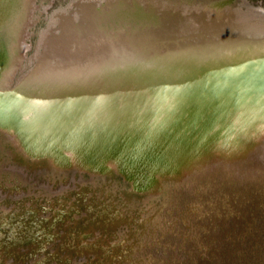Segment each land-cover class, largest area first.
<instances>
[{
	"label": "bare ground",
	"instance_id": "obj_1",
	"mask_svg": "<svg viewBox=\"0 0 264 264\" xmlns=\"http://www.w3.org/2000/svg\"><path fill=\"white\" fill-rule=\"evenodd\" d=\"M36 9L46 11V6L0 0V30L9 44L0 41V130L28 156L55 169L116 170L134 188L150 193L161 188V179L188 175L200 164L208 169L220 164L245 175L264 169L263 6L247 0L236 5L225 0H74L68 8L45 13L46 26L39 29L35 53L28 55L25 38ZM142 35L157 37L144 41L160 51L149 58L156 64L168 56L194 54L203 62L199 70L207 67L221 83L231 80L217 92L205 87L207 78L201 86L180 83L173 90L155 85V91L148 90L152 96L128 92L106 104L97 92L85 94L81 71L78 85L63 78L70 69L68 57L89 50L79 42L96 37L99 42L89 45L95 47ZM221 39L236 48L219 46ZM24 58L31 63L28 70ZM50 77L49 87L35 84ZM48 90L57 92L54 105L37 101L38 93Z\"/></svg>",
	"mask_w": 264,
	"mask_h": 264
},
{
	"label": "rangeland",
	"instance_id": "obj_2",
	"mask_svg": "<svg viewBox=\"0 0 264 264\" xmlns=\"http://www.w3.org/2000/svg\"><path fill=\"white\" fill-rule=\"evenodd\" d=\"M73 1L35 0L38 7L46 6V11L35 10L40 31L46 12ZM247 1L264 5V0ZM0 36L7 39L4 30ZM7 136L0 130V264H264V169L238 179L228 167L204 166V172L178 186L163 181L165 200L137 193L122 197L125 184L118 175L55 169ZM116 185L122 216L99 214L102 203L115 204L109 189ZM28 227L29 242L10 234L26 235Z\"/></svg>",
	"mask_w": 264,
	"mask_h": 264
},
{
	"label": "water",
	"instance_id": "obj_3",
	"mask_svg": "<svg viewBox=\"0 0 264 264\" xmlns=\"http://www.w3.org/2000/svg\"><path fill=\"white\" fill-rule=\"evenodd\" d=\"M262 1L263 0H260L258 3L261 4ZM50 5H52V2L50 3ZM38 20L39 18L33 23V25L31 26L30 32L26 36V40L27 42H29V46L27 47L26 50L29 51L27 52L29 53V55L31 52H33L32 49H34L37 46L36 45L37 36H38L37 34L39 32ZM31 35H33L35 38V41L33 43L30 42ZM152 38L156 39L157 37L156 35H142L132 40H122V42L120 40V43L105 42L103 43V45L100 44L95 47L89 46V45H93L99 42V40L96 37H91V40H89L88 44L87 42H85V40H83L82 43L78 41L80 44H86L84 48L85 50L87 49L89 50L87 54L81 53L80 55H79V52L74 51L73 55L68 57L70 58L69 60L70 64H68L69 66L67 68H70V69L69 70L67 69L68 72L66 75L63 76V78H66L69 82H71L70 84L76 83V85H78L79 84L77 83L79 81L78 73L81 71L82 80H84L83 86H85L86 88L85 94L89 93V95H94L93 93L97 92L95 96H104L106 100L104 102L106 104H113V102H115L116 97L128 94V92L129 94H134V95L144 94V97L152 96V94H155V93H151L148 90L152 88L155 91V88H154L155 85L164 87L166 88V90H173L174 86L177 84L181 86V84L185 85L186 83H190V82H193L194 86H201L202 82L207 78L208 85H206L205 87L208 88L210 92H217L219 89H223L225 87V84L229 80H231V78L229 77L226 81L221 83L217 78L218 75H215V74L208 75V73L211 70L208 69L207 67H206L207 69L205 68V69L199 70L198 68L203 65V62H201L202 61L201 57L198 58L194 54H188L186 58L178 55V56H175L174 59H173V56L171 57L168 56L163 62L156 64L154 59L152 60L149 58L154 52H155L154 54H159L160 51H155L156 49H150L149 47L144 46V41L151 40ZM4 40L5 42L7 41L5 37H4ZM227 43H229V45ZM222 45L227 46L229 49L230 48L235 49L237 46V44L234 45L230 42H226L221 39L219 41V46H222ZM240 47L241 46H239L238 48ZM72 59H74L76 63L71 62ZM24 60L26 61L27 59L24 58ZM166 61H168V65L166 67H162L164 66V62ZM80 64H82L81 67H79ZM30 65L31 63L26 61L25 69L28 70ZM201 76H204V77L201 78ZM58 78H57V75L54 74L53 82H56V85L60 87L61 80H60V77ZM50 79L51 77L48 79L49 81L45 80L44 78H40V79H37L38 81H36L35 84L39 85V87H42L45 85H48L49 87ZM218 83H221V84L217 87L216 85ZM255 83L260 84L259 81H256ZM74 88H72V90ZM43 93L44 92L38 93L41 95V97L37 100L39 103H42V104L47 103V104H52V105L57 103L56 100L54 99L55 98L54 94L57 92L50 93L48 90L47 93H44V94ZM100 101L101 100H97V105L103 104V102H100ZM214 167H212L211 169H214ZM204 171H205L204 166L200 164V165H196L194 169L189 171L188 175L187 173H185L183 175H180V178H177V179L172 178V177L163 178L160 180V183L162 185L161 189L159 190V192H156L154 194L150 192H146V191H140L134 188L130 179H128L123 173L119 171H113L111 172V174L109 173L95 174V176L103 175V176L108 177L114 174L118 175L119 178L121 179V182H124L125 184L124 185L125 193H122V197L123 196L126 197L127 193L128 194L137 193L139 195H142L144 198H146V200L149 196L150 197L159 196L160 198L159 201H162V199L165 200L167 197V192H166L167 185L163 181L173 180L174 182L177 183L176 185L178 186L179 185L178 183L184 180L185 177L191 174H199V173L201 174V172H204ZM233 171L235 173H238V176H236V178L238 179L242 177L244 178L247 176H250V177L254 176V174L245 175L242 171L240 172H236L235 170ZM83 173H88V172L84 170ZM117 190H121L118 188V185H116L115 188L113 187L112 189H109L110 191L109 193L112 194L111 198L114 199L115 204L113 205L110 202L109 204L102 203L100 206L102 209L100 211L102 212H100L99 214L104 213L107 217H110V218L119 216L120 214H121L120 216H122L123 208L118 206L119 204L121 205V201L118 202L119 200L115 196L117 195L116 194ZM22 229H25V228L23 227ZM29 229L30 228L28 227L27 229L28 233L23 236H20L19 233H17V231H15L14 233H10V230H7L6 233L12 234L13 238L15 239L18 238L20 239L19 241L29 242V241H26V239L30 237ZM78 238L80 239L81 236H78ZM30 243H35V240H33ZM0 253H3L2 243L0 245ZM0 262H2V259L0 260Z\"/></svg>",
	"mask_w": 264,
	"mask_h": 264
}]
</instances>
